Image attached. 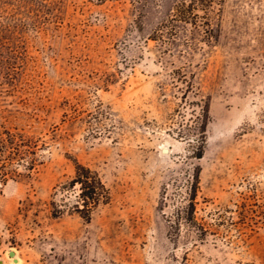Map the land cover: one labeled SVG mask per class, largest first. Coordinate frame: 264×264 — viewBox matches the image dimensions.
Returning a JSON list of instances; mask_svg holds the SVG:
<instances>
[{
	"label": "rangeland",
	"instance_id": "1",
	"mask_svg": "<svg viewBox=\"0 0 264 264\" xmlns=\"http://www.w3.org/2000/svg\"><path fill=\"white\" fill-rule=\"evenodd\" d=\"M192 1L0 0V264H264V0Z\"/></svg>",
	"mask_w": 264,
	"mask_h": 264
},
{
	"label": "trees",
	"instance_id": "2",
	"mask_svg": "<svg viewBox=\"0 0 264 264\" xmlns=\"http://www.w3.org/2000/svg\"><path fill=\"white\" fill-rule=\"evenodd\" d=\"M204 0H193L188 6L179 10L180 18L183 20L191 16L192 9L195 6L204 5ZM190 7V8H189ZM208 23H206L207 25ZM197 157H201L198 154ZM74 176L62 185L64 189L74 190V199L70 202L64 195L61 197L62 205L58 206L51 201V215L57 216L63 212V208L68 207L70 210L78 213L85 220H89L93 210L100 204L108 202L110 198L109 190L97 171L90 167L74 161Z\"/></svg>",
	"mask_w": 264,
	"mask_h": 264
},
{
	"label": "water",
	"instance_id": "3",
	"mask_svg": "<svg viewBox=\"0 0 264 264\" xmlns=\"http://www.w3.org/2000/svg\"><path fill=\"white\" fill-rule=\"evenodd\" d=\"M164 149H166V150H164ZM162 150L166 152L167 148H163ZM9 255H11V256L13 255V251L12 250H9Z\"/></svg>",
	"mask_w": 264,
	"mask_h": 264
},
{
	"label": "bare ground",
	"instance_id": "4",
	"mask_svg": "<svg viewBox=\"0 0 264 264\" xmlns=\"http://www.w3.org/2000/svg\"><path fill=\"white\" fill-rule=\"evenodd\" d=\"M18 260H19V259H18ZM18 260H17V261H18ZM17 261H16V262H17Z\"/></svg>",
	"mask_w": 264,
	"mask_h": 264
}]
</instances>
